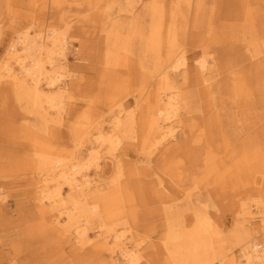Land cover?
<instances>
[{
    "label": "bare ground",
    "instance_id": "6f19581e",
    "mask_svg": "<svg viewBox=\"0 0 264 264\" xmlns=\"http://www.w3.org/2000/svg\"><path fill=\"white\" fill-rule=\"evenodd\" d=\"M234 1L0 0V218L42 231L0 264H264V0Z\"/></svg>",
    "mask_w": 264,
    "mask_h": 264
},
{
    "label": "rangeland",
    "instance_id": "374dc122",
    "mask_svg": "<svg viewBox=\"0 0 264 264\" xmlns=\"http://www.w3.org/2000/svg\"><path fill=\"white\" fill-rule=\"evenodd\" d=\"M231 4H235L234 0H231ZM31 6V4H30ZM4 19H6L4 17ZM14 19L12 17V21L14 22ZM18 19V18H17ZM16 19V20H17ZM8 19L4 20V24L1 25V34H0V60L4 54V50H5V46L10 38L11 35V30L8 29V26L11 25H15L13 22L7 21ZM38 20V19H37ZM19 24V23H18ZM29 25H31L32 27L30 28V31L32 32V28H37L38 24L36 22V24L30 23ZM80 40L79 38H75L72 41V45L70 48V52H68V57H69V62L67 63V66H69L71 69H77V64H82L85 63V61L80 60L79 57L80 56V50L79 49V44L78 41ZM78 48V49H77ZM11 99L8 97V100ZM128 99H131L128 98ZM1 101V99H0ZM11 103L6 104V108L9 110L8 106H10ZM11 121V122H10ZM13 120H11L8 115L6 116L2 110V108L0 107V154H3L4 156H9L11 158L12 161H15V158L17 156L14 155V153L11 149L12 147L5 142L6 140H8L10 137H12V132L13 130H17V123H12ZM19 131V130H17ZM22 132L18 133V136L21 135ZM62 139H66L67 138V134H65L64 132L62 133ZM9 148V149H8ZM25 149V148H24ZM131 155L130 156V160H132L134 163H136L137 165H144L146 164L143 160H141L136 152V150H134L133 147L129 148ZM26 150V149H25ZM13 172H17L15 170H13ZM27 177V176H26ZM22 179L21 175L20 176H14V177H1L0 176V181H8L10 179ZM18 190H16L17 193H19V188H16ZM5 193L7 192V189L4 190ZM15 192V194H16ZM2 193L3 190H2ZM4 195V194H3ZM24 198V196H8L5 200L4 203L6 204L5 207H3V215L0 218V237H11V239L8 241H3L2 243H11V242H18V238L15 237L16 234H19V239L21 240L23 238V241L27 240L28 244H35L36 239L39 238L40 236H38L42 231L40 230V225L37 223V220L34 218V214L32 213L30 207L28 206L30 203H25V204H21L19 205L17 203V199H22ZM25 236V239H24ZM38 236V237H37ZM44 237V236H43ZM44 243H48L49 240L46 238H42ZM52 239V238H51ZM44 243H37L38 246L43 245ZM18 244V243H16ZM21 245L18 247L19 248V254H17L13 259L8 260L13 264H18V258L22 257L24 255L23 250L20 248ZM67 249L69 248L68 246H66ZM17 248L13 249L10 251L9 254H13L14 252L17 251ZM9 250H5V252ZM77 254V253H76ZM74 254L72 256H69V260L74 259L77 257V255ZM55 255V254H54ZM16 259V261H15Z\"/></svg>",
    "mask_w": 264,
    "mask_h": 264
}]
</instances>
